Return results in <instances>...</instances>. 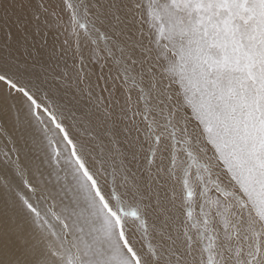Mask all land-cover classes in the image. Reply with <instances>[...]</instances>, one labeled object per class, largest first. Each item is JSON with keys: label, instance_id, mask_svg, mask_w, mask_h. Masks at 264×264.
<instances>
[{"label": "bare ground", "instance_id": "6f19581e", "mask_svg": "<svg viewBox=\"0 0 264 264\" xmlns=\"http://www.w3.org/2000/svg\"><path fill=\"white\" fill-rule=\"evenodd\" d=\"M16 1L18 0H0V75H6L21 87L28 85L30 89V83L25 81L27 78L24 79L28 76V73L33 75V71H37L42 76L45 71V74H47L48 70L51 77V79L47 78L49 82L56 80L62 83L64 88L67 86V89L71 93L73 92L74 96L76 95V100L74 99L76 103L81 104L79 110L71 111L70 113L66 110L65 112V117L70 115L69 119L73 122V124L68 123L70 124V129L76 128V132L71 136L73 137L74 135V140H77L78 153L83 155L81 151H85L89 146L88 154L91 157L85 155L87 156L85 160L92 163L96 162L99 166L102 165L104 169H107V176L110 174L114 178V174L121 171L127 181L128 178L126 176H130L129 182L134 185L136 189L134 191L137 194L135 192V194H131L130 192L131 195H129L127 201L130 200V202L133 201L135 203L138 200L141 201L143 197L146 199L145 207L147 212L144 214L146 215L145 223L147 226L144 228L141 224L133 227L132 219L129 218L131 222H128L130 220L124 215H119L120 221L118 220V222L123 227H121L124 231L122 241L125 245L121 243L122 252L120 253L122 254V259L129 264L130 261L134 260V253H136L139 255V259L135 261V264H191L187 259L188 256L185 257L186 254L175 258H173V255H166L168 261L156 256L155 248L159 246L157 244L159 242H156L158 238L149 233L151 225L147 221V214H151L156 219V230H160V233L169 229L174 236L177 234L178 238L187 237L184 241L189 243L190 248L192 247L191 249L194 251L191 259L195 256L199 260L194 264H246V262L264 264L262 260L264 257V0H249V5L245 6L246 8L242 6L234 7V4L231 3L233 7L229 11L221 10L222 12H220L219 10L220 13L213 11L214 8H212V3L221 4L220 0H158V2L157 0H122L121 7L124 4L126 16L130 21L127 20L129 21L127 23L128 26H124V32H121V34L115 31L113 38H109L112 36L108 35L109 40L115 41L112 43L117 46V48L108 47V49L124 66L126 61L124 59L126 56L128 57L129 68L123 69L126 73V75H123L127 79L121 74L122 72L119 66L114 64L115 62L112 63V61L110 63L109 59L104 58L107 61L105 64L107 67L104 63H102L101 67L105 74L103 77L107 79V82L100 71L98 72V69H95V66L92 65L93 69L90 66L92 56L95 58L93 54L94 44L90 42L92 33L85 31L83 35L82 30L78 29L80 28L78 27L79 24L77 26L74 24L75 30H73L74 33H71L74 35V44L71 46V43H68L69 37L67 36L69 35L66 21L72 19L69 14L71 12L70 9L72 8L77 12V10L82 8L81 4H84L83 1L21 0V3L17 2L18 5ZM39 1L43 2L42 6L39 5ZM67 1H70V4ZM97 1L101 3L102 0H88L82 9L88 12V9L92 8L91 12L94 17L91 15L89 18L94 19L93 25H95V20H99L102 23L98 25L105 32H108L107 34L114 32L111 29V18L101 12L100 6L102 5L96 3ZM180 1H185V3L187 1V5L191 4L187 8L185 18L179 16V13L175 10L176 7L174 8ZM229 1L234 2L235 0ZM222 2H225V0ZM63 5L69 8L70 11L66 12V10V15L61 16V11H57L61 8L63 10ZM180 11L182 12V10ZM116 12L118 13V11ZM51 13L58 16L56 17V22H60V26L57 25V27L59 26L58 28L53 26L52 30L49 31L46 27L49 26V23L51 25L55 23L51 19ZM34 14L39 16L38 20L33 18ZM80 15L83 20L86 19L84 13L81 12ZM122 15H124L123 12ZM122 15L121 18L123 17ZM110 16L113 18V15ZM25 19H27V22H25ZM79 22L81 23V21ZM86 22L88 27H90L92 23ZM112 24L114 25V23ZM115 25L113 27L116 30L118 25ZM95 29H97V26ZM9 32H11V38H9ZM105 42L110 43L111 41L106 40ZM95 45L98 47L96 43ZM74 50L76 51L74 52ZM142 53L149 58H153L154 64L152 63V66L150 65L151 61H148V66L145 64L147 67H143L140 64V61L142 63L145 61ZM9 57L14 64L15 62L18 64H12ZM86 66L91 69L85 70ZM100 70L102 69L100 68ZM60 77L63 79L59 80ZM120 78H123L124 83ZM43 79L45 80L46 78L43 77ZM1 85L5 88L10 86V84L6 86L5 83H1ZM131 86H133L134 90L137 88L139 91L137 96L132 92ZM71 88L72 90H70ZM24 90L26 89L24 88ZM46 90H44L45 92H43L42 96L48 97ZM91 90L93 97L96 99L95 101L93 100L94 102L88 101L86 98L87 95L91 96L89 94ZM51 93L53 92L51 91ZM78 96H83V99L78 98ZM48 99L50 100L51 98L48 97ZM39 101L43 102L42 98ZM58 103H55V105H58ZM55 105L51 104L48 107L54 109ZM41 106L43 107L44 104H41ZM151 107L156 110L154 115L151 114V117H147L146 126L145 121L140 122L138 119L145 115L143 112L149 115ZM137 111L143 112L136 115ZM58 112L60 113V110ZM58 112H55V116L62 122L63 114L59 115ZM49 113L52 112L50 111ZM39 123H41V120ZM39 123L35 120L29 126L27 124L26 128L22 126L23 132L21 133L28 138L29 135L33 137L37 141L36 144L41 148V145H46L48 140L59 144L51 129L47 128L46 125H39ZM73 125L74 128H72ZM145 127L158 132L160 136H164V138H160L162 142L159 143L163 146L162 150L164 152L160 160H153L154 162L152 161L153 163L151 162V164H149L145 150L149 146V151L155 154V144L152 139V144H148L150 136L147 130V133L143 134ZM108 133L111 135V139L107 138ZM25 136L21 137L25 138ZM84 137H86V141L83 140ZM103 139L111 140L112 145H109ZM30 140L31 142L29 141L27 149H33L34 151L30 155L37 159L36 157L39 156L37 155L38 146L34 148L32 138ZM67 155L68 153L64 154L63 160L61 159L65 165L69 163ZM163 157L164 160L161 163ZM91 167L90 169H92ZM0 168L2 167L0 166ZM98 173L96 175L95 172V175L98 176ZM177 174L182 177L185 176V184L188 182L186 185L194 187L199 195H197L198 208L196 209L197 206L195 207V205L194 207L192 206L194 208L193 214L191 217L189 216L190 214H187V221H185L183 215L181 216L178 206H175L173 201L175 198H172L174 195L170 198L171 200L173 199V202H169V198L164 200L166 202L161 197H159L160 200L155 199H158V197L151 198L155 194L158 183L169 186V179L171 180L172 176ZM148 176H154V179H148ZM115 178L117 177L115 176ZM44 180L46 181V179ZM96 180L99 179L96 177ZM94 181L93 184L95 185ZM149 181L153 182L149 183ZM68 182L70 183L67 185V189H73L71 193L65 192V188L57 189L58 185H53L55 186L53 187L50 184L55 189L54 195L59 198L60 203L61 201L63 202L62 198H65V200L68 198L70 201V203L66 204L68 207H72L71 205L73 204L76 207V201L78 202V209H81V211H75V219L71 217L72 226L78 227L81 240L89 232L92 253L97 254L102 249H104L105 253L108 252L111 248L110 244L107 243V239L103 236L102 225H98V220L96 219L98 217L94 216V214L97 215V212L100 213L99 215H104L98 204L95 208L97 198L87 197L89 199V204L87 205L84 201V196L75 190V185L71 181ZM18 187L20 188V186ZM132 189L134 188L132 187ZM2 192L0 190V199H3L2 197L4 196V194L2 196ZM172 192L173 190L169 194L167 193V197ZM51 193L53 194V192ZM180 194L182 195V193ZM21 195L23 196L24 194ZM119 195L121 196V194ZM188 200L185 201L186 204ZM2 202L4 203V201ZM108 202H110V199ZM3 203L1 204L0 202V264L4 262H6L5 264H16L13 263L14 259L11 258L12 256L17 257L15 256L17 251L22 250L17 244V242L24 241L20 236L24 235L27 244L36 241L33 237V240L30 238V241L29 237H27L30 230L32 231L33 229V224L28 221L25 224L20 223L21 226L15 234L13 230L16 228L13 222L20 225L18 222H20L19 217L21 214L15 210L14 213L17 216H14V213V215L11 214L13 209L9 210L7 207L5 208L6 212L9 210L10 213H6L3 206H8L9 200L5 202L7 205H3ZM119 205L121 206V204ZM107 208L109 209L108 204ZM141 210L143 211V209ZM185 211L187 212L188 210H184L182 213L186 216ZM116 213H113V215H116ZM82 216L92 219L93 227H88L97 229L98 235L90 233V230L85 226H79ZM104 217L102 219L110 220ZM188 220L194 224L192 229L187 224ZM198 221L201 223L200 225H197ZM133 222L136 223V221ZM35 228L34 230L37 229ZM138 229H143L142 233L146 234L142 235L140 233L142 235L140 239L137 232ZM34 230L32 231L33 233ZM158 235L161 238L163 236L162 233ZM243 239L246 241H243ZM128 242L131 244L130 247ZM239 243L241 244L240 247L238 246ZM244 243H246L245 246ZM249 243L258 251L263 252L258 259L255 257L258 251L255 253L251 251L250 255L244 252L245 254L240 256L243 250L241 252L239 250L245 249L248 251L249 247H251ZM47 244L44 243L43 245ZM220 245L223 246L228 255L227 260L218 256L221 254L218 248ZM193 248H196L197 251ZM24 249L25 251L22 250V256L24 252L27 256V247ZM45 249L48 248L46 247ZM158 249L160 248L157 247ZM200 252H202L203 257ZM31 254L32 252H29L27 264H39L38 260L40 258L38 257L39 259H37V257L33 256L34 254ZM183 257L185 258L183 259ZM199 257L201 258L199 259ZM96 259L99 264V259ZM104 260L108 264L107 260H111V256L108 259L104 258ZM215 261L218 263H215Z\"/></svg>", "mask_w": 264, "mask_h": 264}, {"label": "rangeland", "instance_id": "374dc122", "mask_svg": "<svg viewBox=\"0 0 264 264\" xmlns=\"http://www.w3.org/2000/svg\"><path fill=\"white\" fill-rule=\"evenodd\" d=\"M80 1H83L84 4H81V7L84 8L85 5L87 4V1L88 0H80ZM223 0H220L221 4H217V3H212V8H214L213 11L215 12H222L223 10L225 11H229L233 6L234 7H240L242 6L243 8H246L245 6H248L249 5V0H235L234 2H230L229 0H225V2H222ZM229 1V2H227ZM240 1V2H239ZM247 1V2H246ZM21 3V0H18L16 1V4L18 5V3ZM68 4H70V1H67ZM122 0H102L101 3L100 2H96L98 4H101L102 6H100V10L102 13H105L107 16H109L111 18V29L114 30V32L112 31L111 33L107 34L108 32H105V30L99 26L98 24L102 23L101 21L99 20H95L94 23L95 25H93V20L94 19H90L89 16L92 15V17H94L93 13L91 12V9H88V12L87 10H83L82 8H80L79 10H73L72 8L70 9L71 12H69L70 16L72 17L71 20H65L66 21V28H67V33L69 36L68 38V43H71V46L74 44V35L71 34V33H74L73 30L74 29V24L77 26L78 24V29L82 30L83 32V35L85 33V31H90L92 33V38L90 39L94 45H93V54L95 55V58L92 56V63H90V66L92 67L95 66V69L97 68L98 69V72L100 71V73L102 74V77L105 75L104 72H103V68L101 67L102 66V63H104V65L106 64L107 61H105L106 59L104 58H107L110 60V63H114V64H117L121 70V74H125L126 73L124 72L125 68H129L128 64H129V59L128 57L126 56L125 59H124V63H125V66L124 64L121 62L120 64V61L116 58V56L114 57V55H112V52L110 51V49H108V47L110 48H114L117 46L115 45V43H112V42H115V41H112V40H109V38H113L114 35H115V31L116 33H120L121 32H124V26H128V22L130 21L128 19V17L126 16V12H125V8L123 6L121 7V3ZM158 2V0H157ZM237 2V3H236ZM233 3V4H231ZM238 5H236V4ZM182 4V5H181ZM184 4V5H183ZM231 6H229V5ZM39 5L42 6L43 5V2L39 1ZM180 5V6H179ZM223 5V6H222ZM233 5V6H232ZM109 6V7H108ZM184 6V7H183ZM191 6V4H188L187 5V1L185 3L184 2H179V4H177V6L175 5L174 8L176 10L177 13H179L178 15L181 16L182 18H185V13L187 12V8ZM178 7V8H177ZM217 7L218 11L215 10V8ZM219 7V8H218ZM224 7V8H223ZM109 10H107V9ZM115 8V9H113ZM118 9V10H117ZM178 9V11H177ZM185 9V10H184ZM51 10V9H50ZM67 10V11H66ZM69 8H67L66 6L63 5V10L62 8L57 11V12H60L61 16L62 15H66L65 11L68 12L70 11ZM118 11V13L116 11ZM182 10V12L180 11ZM222 10V11H221ZM53 11V10H52ZM64 11V13H63ZM75 11V12H74ZM85 11V12H84ZM120 11V12H119ZM212 11V12H213ZM73 12V13H72ZM84 13L86 15V19H82L80 13ZM113 12V13H112ZM115 12V13H114ZM122 12L124 13V15H122ZM219 12V13H220ZM90 13V14H89ZM52 15L51 16V19L55 21V23H52V25L49 23V26H47L46 28L50 30H52L53 26L56 28L57 25L60 26V22L57 23L56 22V17H58L56 14L54 13H51ZM118 14V15H117ZM75 15V17H74ZM88 15V16H87ZM110 15H113V18L112 16ZM121 15L123 16L121 18ZM55 17L53 19V17ZM116 16V17H115ZM74 17V18H73ZM127 17V18H126ZM79 18V20H78ZM50 19V20H51ZM76 19V20H74ZM89 19V20H88ZM129 20V21H127ZM77 21V22H76ZM81 21V23L79 22ZM90 22L92 24H90V27H88V23L86 22ZM120 21V22H119ZM125 21V22H124ZM25 22H27V19H25ZM70 22V23H68ZM83 22V23H82ZM98 22V23H97ZM114 23V25H118L116 26V30H115V27H113L114 25L112 24ZM152 23V22H151ZM27 24V23H26ZM69 24V25H68ZM86 26H85V25ZM97 24V25H96ZM121 24V25H120ZM123 24V25H122ZM113 25V26H112ZM150 25H153V24H150ZM58 26V27H59ZM97 26V29H95V27ZM57 27V28H58ZM118 27V28H117ZM123 27V28H122ZM88 28V29H87ZM101 29V31H100ZM119 29V30H118ZM69 30V31H68ZM79 30V31H80ZM94 30V31H93ZM123 30V31H122ZM93 31V32H92ZM97 31V32H96ZM119 31V32H118ZM25 32V31H23ZM70 32V33H69ZM104 32V33H103ZM103 34V35H102ZM96 35V36H95ZM108 35L112 36V37H109L108 38ZM119 35V34H118ZM102 38V39H100ZM108 38V39H107ZM106 40L108 41H111L110 43L109 42H105ZM95 41V42H94ZM98 42V43H97ZM103 42V43H102ZM95 43L98 45V47L95 45ZM109 43V44H108ZM213 43V42H212ZM106 47V48H105ZM72 48V47H71ZM75 48V46H74ZM104 49V50H103ZM150 49H148L149 51ZM76 50H74L75 52ZM103 51V52H102ZM115 51V50H114ZM151 52V50L149 51ZM97 55H96V54ZM108 53V54H107ZM152 53V52H151ZM110 54V55H109ZM121 55V53H119ZM143 54V53H142ZM153 54V53H152ZM99 55V56H98ZM112 55V56H111ZM151 55V54H150ZM123 57V56H122ZM143 57L145 58V61L144 63H142V61H140L141 65L143 67H145L147 64V66L149 65V62L148 61H151L150 65L152 66V63L154 64V61H153V58H149L147 57V55L143 54ZM0 58H1V52H0ZM98 58V59H97ZM100 58V59H99ZM121 58V57H120ZM127 58V59H126ZM148 58V59H147ZM9 60L10 57H9ZM115 60V61H114ZM7 61V60H6ZM13 60H11V63L14 64V62H12ZM81 61V60H79ZM98 63V64H97ZM15 64H18L17 62H15ZM14 64V65H15ZM101 64V65H100ZM111 65V64H109ZM17 67H19L18 65H16ZM25 66V65H23ZM106 66V65H105ZM123 66V67H121ZM146 66V67H147ZM87 68L85 70H89L91 69L89 67L88 69V66H86ZM107 67V66H106ZM16 68V67H14ZM100 68L102 70H100ZM122 68V69H121ZM134 69V67H132ZM17 69V68H16ZM93 69V67H92ZM124 69V70H123ZM147 70V68H146ZM134 71V70H133ZM142 72V71H141ZM33 75H31V73H28V76L25 77L24 79H26L25 81H28L30 84L29 86L32 88L29 89L28 85L26 87H21V89L24 90V88L26 89L25 91H13L12 90V87L13 85L10 84V86L8 88H5L1 85L0 83V129H3V130H6L7 132V135L6 136H0V166L2 168H0V190H2V196L4 194L5 199H4V196L2 197L3 199H0V202L1 204L3 203L2 201H4L3 205H7V203L5 202H8L9 200V203H8V206H3V209L4 211L6 212L5 208L7 207L9 210H11V214L14 215V216H17L16 213H14V211L16 210L17 213L19 212L21 215L19 217L20 219V222H18L19 224L22 223V224H25L26 221H28L29 223L33 224L32 225V231L34 230L35 228V224L33 222V216L31 213H29L25 206H24V200L27 199L28 201L29 200H32V198H34L32 201H29L30 203H35V205L37 206V208L40 210L39 213L42 214V216L44 217V227H43V230L42 229H36L38 230L36 232V230H34V234L31 230L29 232V240L31 241V239L33 240V238L36 240H34L35 242H30L29 244H27V242H25V237L24 235L20 236L24 239V241H21L20 243L17 242L18 246L25 251V247H27V253L29 254V252L32 254H34L33 256L37 257L38 262L39 264H98V260L96 258L99 259V264H106V260H104V258H109L111 256V260H107L108 264H127L126 261H124V259H122V254L120 252H122V244L123 241H122V234L124 233L123 229H121L122 227V224L120 225V223L118 222V220L120 221V216L121 215H124V217H126L128 220L132 219V222L131 220L128 221V222H131L132 225H134L133 227L135 226H138V225H142V227L144 228L145 226H147V224L145 223V219H146V215L144 214L146 211V207H145V203H146V199L143 197V199L140 201L138 200V202H130V200L127 201V198H129V195H131L132 193L135 194L136 192V189L134 187V185L131 184L130 179L131 177L130 176H126L128 178V181L125 179V177L123 176V172H116L114 175L117 177L114 178L110 176V174L107 176L106 175V170L107 169H104L101 166L98 165V163L96 162H88L87 160H85V157L87 156H90L88 154V151L90 149V147L88 146V149H86L85 151H81L83 155L79 154L78 153V147H77V140H74V135L73 137L71 136L72 134H74L76 132V128H74V125L72 128H74L73 130L70 129V124L68 123H72L73 122L69 119L70 115H67L65 117V112L66 110L70 113L71 111L74 112L76 110H79L81 108V104L79 103H76V95L74 96L73 95V92L71 93L68 89H67V86L64 88V85L62 83H59L57 82L56 80V83H54L55 81L53 82H49L48 79H51V77L49 76V73H48V70H47V74L46 71L45 73H43L42 76H40V74H38L37 71H33ZM37 74V75H35ZM35 75V77H34ZM123 75V76H125ZM47 76V77H46ZM21 77V75H20ZM46 78L45 80L43 79ZM31 80H30V79ZM48 78V79H47ZM104 78V77H103ZM63 78L60 77L59 80H62ZM107 82V79L104 78ZM123 79V78H122ZM120 78V80L124 83V81ZM125 79H127V77L125 76ZM42 80V81H41ZM48 81V82H47ZM38 82V83H37ZM40 82V83H39ZM37 83V84H36ZM15 84V83H14ZM43 84V85H42ZM51 84V86H50ZM56 84V85H54ZM46 85V86H45ZM48 86V87H47ZM56 86V87H55ZM60 86L58 89L57 87ZM93 86V84H92ZM91 87V86H89ZM53 88V89H52ZM92 88V87H91ZM47 89V90H46ZM52 89V90H51ZM57 89V90H56ZM62 91H61V90ZM28 90V91H27ZM31 90V91H30ZM34 90V91H33ZM44 90H46V94L49 98H51L50 100L48 99V97H45V96H42L43 95V92H45ZM72 90V88L70 89ZM90 90V89H89ZM131 90L132 92L134 93L135 96L138 95V90L136 88V90L133 89V86H131ZM50 91V92H49ZM51 91L53 93H51ZM65 91V92H64ZM14 92V93H13ZM39 92V93H37ZM70 92V93H69ZM91 93V96L87 95L86 98L88 99V101H91V102H94L96 99L95 97H93V92L92 90L89 91ZM95 92V91H94ZM16 93V95H15ZM36 93V94H35ZM41 93V94H40ZM59 93V94H58ZM65 93V95H64ZM136 93V94H135ZM18 94V95H17ZM32 94V95H31ZM62 94V95H61ZM72 94V95H71ZM15 95V96H14ZM39 95V96H38ZM57 95V96H56ZM67 95V96H66ZM35 96V97H34ZM41 96V97H40ZM60 96V97H58ZM66 96V98H65ZM96 96V95H95ZM27 97V98H26ZM37 97H38V102H37ZM58 97V98H56ZM20 98V99H19ZM36 98V99H34ZM43 100V102H40L39 99ZM54 98V99H53ZM78 98H81L83 99V96L82 97H79ZM23 99V100H22ZM75 99V100H74ZM56 100V101H55ZM94 100V101H93ZM69 101V102H68ZM117 101V99H116ZM40 102V103H39ZM58 105H55V103ZM41 104L44 106L42 107ZM49 104V105H48ZM51 104H54L55 105V108L52 109V108H49L48 106H51ZM73 104V105H72ZM80 106H79V105ZM47 105V106H46ZM61 105V107H60ZM65 105V106H64ZM57 106V107H56ZM69 106V107H68ZM72 108V109H71ZM52 109V110H51ZM60 110V113L58 112V110ZM68 109H71V110H68ZM139 110V109H138ZM156 109H154L153 107H151V110H150V114H146V112H143V111H137V114L136 115H139L141 114V112H143L145 115L141 118H139L138 120L140 122H143L145 121L146 122V119L147 117H151L150 115L153 114L154 115V111ZM21 111V112H20ZM51 111L52 113H49ZM58 112L59 115H62L63 118L62 119V122H60L58 120V118L55 116L56 113L55 112ZM18 112V113H17ZM62 113V114H61ZM28 115V117H27ZM26 116V117H25ZM138 117V116H137ZM23 118V119H21ZM26 118V119H25ZM56 118V119H55ZM66 118H67V121H66ZM30 122H29V121ZM35 120L38 121V123L40 122L41 120V123L40 124H43V125H46L47 128H50L51 131H52V134L56 137V139L58 140L59 144L55 143V142H52V141H49L48 140V143H46V145L42 144V148L40 146H38V144H36L37 141H35V139L33 137H30L29 135V138L26 137L23 133V127L26 128V125L28 124V126L30 124H32L33 122H35ZM27 122V123H26ZM99 122V120H98ZM24 123V124H23ZM59 123V124H57ZM66 123V124H65ZM13 124V125H12ZM18 124V125H17ZM63 124V125H62ZM66 125V126H65ZM13 126V127H12ZM23 126V127H22ZM69 126V128H68ZM102 126V124H101ZM146 126H147V122H146ZM14 128V129H13ZM22 128V129H21ZM16 129V130H15ZM21 131H19V130ZM65 129V130H64ZM16 132H15V131ZM64 130V131H63ZM148 131V134H149V145L152 144V140L155 144V148H154V151H155V154L152 153L151 151H149V146L148 148H146L145 150V154L148 155V161L150 162L149 164H151V162L153 160L156 161V159L160 160L161 156H162V153L164 152V150H162V145L159 144L160 142H162V139L160 138H164V136H160V134L154 130H151V129H147L145 127V130L143 131V134H146L147 131ZM151 130V131H150ZM14 131V132H13ZM109 131V130H108ZM150 131V132H149ZM63 132V133H62ZM69 132V133H68ZM84 132V131H82ZM152 132V133H151ZM65 133V134H64ZM23 134V135H22ZM69 134V136L67 137V135ZM84 134V133H83ZM109 134V133H108ZM107 134V138L111 139V135ZM64 135V137H63ZM89 135V134H88ZM153 135V137H152ZM21 136H25V138H22ZM61 136V138H60ZM157 136V137H155ZM10 137V139H9ZM88 137V136H87ZM30 138H32V143H33V146L34 148H36V146H38V150H37V156L35 159V157L31 156L30 154H32V152L34 151L33 149H27V145L31 142ZM29 139V140H27ZM152 139V140H151ZM52 140V139H51ZM72 140V141H71ZM84 141H86V137L83 138ZM104 140V139H103ZM161 140V141H160ZM30 141V142H29ZM35 141V142H33ZM105 142H107L109 145H112L111 144V140H104ZM157 141V142H156ZM75 142V143H74ZM35 143V144H34ZM55 147H54V145ZM157 144V145H156ZM76 146V147H75ZM101 149V148H100ZM162 151H161V150ZM77 150V151H76ZM105 150V149H104ZM7 151L8 152V156H7V159H5V156H4V152ZM60 151V152H59ZM29 152V153H28ZM39 152V154H38ZM73 152H76V153H73ZM87 152V153H86ZM148 152V153H147ZM150 152V153H149ZM158 152V153H156ZM49 153V154H48ZM68 153V157H69V163L67 165H65L63 163V161H61V159L63 160L64 158V154ZM70 153V154H69ZM62 154V155H61ZM72 154V155H71ZM75 154V155H74ZM152 154V155H151ZM60 155V156H59ZM74 155V156H73ZM87 155V156H85ZM57 156V159L55 160ZM150 156V157H149ZM159 156V157H158ZM40 159H39V158ZM91 157V156H90ZM21 158V159H20ZM46 158V159H45ZM79 158H83V159H79ZM43 159V160H42ZM49 159V160H48ZM48 160V162H46ZM78 160V161H77ZM164 160V157L161 161V163L163 162ZM6 163H5V162ZM58 161V162H57ZM83 162V163H82ZM154 162V161H153ZM152 162V163H153ZM40 163V164H39ZM58 163V164H57ZM90 163V164H89ZM64 164V166H63ZM83 164V166H82ZM89 164V165H88ZM39 165V166H38ZM62 165V166H60ZM92 167H91V166ZM207 165V164H205ZM10 166V167H9ZM55 166V167H54ZM68 166V167H67ZM62 167V169H61ZM66 167V168H65ZM71 167V169H70ZM84 168V170H82ZM90 167L92 169H90ZM3 168H5L3 170ZM10 168V169H9ZM2 169V170H1ZM53 169V170H52ZM69 169V171H68ZM88 169V170H87ZM8 170V171H7ZM120 170V169H119ZM6 171V172H5ZM58 171V172H57ZM67 171V172H66ZM71 171V172H70ZM88 171V172H87ZM91 171V172H90ZM93 171V172H92ZM95 172H96V175L98 173V176L95 175ZM46 173V174H45ZM48 173V174H47ZM62 173H63V176H62ZM71 173V174H70ZM90 173L92 174L91 176L94 177L92 178L90 176ZM114 173V172H113ZM118 173V175H117ZM55 174V175H54ZM7 175V176H6ZM61 175V176H60ZM75 175V176H74ZM94 175V176H93ZM121 175V176H120ZM6 176V177H5ZM9 176H13L12 178L9 177ZM17 176V177H16ZM33 176V177H32ZM57 176V177H56ZM3 177V178H2ZM44 177V178H42ZM47 177V178H46ZM51 177V178H50ZM61 177V178H60ZM65 177V178H64ZM96 177L99 179V180H96ZM105 177V178H103ZM154 177V176H153ZM152 176H148V179H154ZM182 176H179L178 174L175 175V176H172V179L170 181V185L167 186V185H163V184H160L158 183L157 184V187H156V190H155V194L151 197V198H155V197H158L155 198L156 200H160L159 197H161V199L164 201L166 199L169 200V202H173L174 201V204L175 206L179 209V212H181V216L183 215L185 217V221H187V214H190L189 216L191 217V215L193 214V207L195 205L196 209L198 208V192L196 191V189H194V187H190L188 185L185 184V178L182 177ZM10 178V179H9ZM16 178V179H15ZM18 178V179H17ZM59 178V179H57ZM63 178V179H62ZM68 178V179H67ZM110 178V179H109ZM121 178V179H119ZM130 178V179H129ZM184 178V179H183ZM3 179V180H2ZM9 179V180H8ZM46 179V181L44 180ZM116 179H119V180H116ZM16 180V181H15ZM53 180V181H52ZM64 180V181H63ZM95 180V181H94ZM115 180V181H114ZM126 180V181H124ZM173 180V182H172ZM19 183H18V182ZM58 181V182H57ZM68 181H71L75 186V190H77L79 193L82 194V196H84L85 198V203L88 205L89 204V198H92L95 197V199L97 198V203H95V208L97 207L96 205L98 204V206L100 207V209L103 211L104 215L101 214L99 215L100 213L97 212V215L94 214V216L98 217L96 218L98 220V225H102L103 227V236L104 238L107 239V243L110 244V249L108 250V252L105 253L104 249L100 250L96 253H92V250H91V244L89 242V232L87 234L84 235L83 239L81 240V236L79 234V229L78 227L76 228V226H72V222L70 221L71 217L72 218H76V212H80L81 209H78V202L76 201V207L75 205H71L72 207H68L66 206L67 203H70L69 199L67 198V200H65V198H62L63 199V202L59 201V198L54 195L55 194V189L52 188L51 186L53 185H58L57 186V189L58 188H65L67 193H71L72 190H68L67 189V185L70 183ZM93 181L95 183V185L93 184ZM98 181V182H97ZM108 181V183H107ZM179 181V182H178ZM49 182V183H48ZM53 184H52V183ZM66 182V183H65ZM91 182V183H90ZM106 182V183H105ZM112 182V183H111ZM117 182V183H116ZM126 182V184H125ZM153 181H149V183H151ZM155 182V181H154ZM178 182V184H177ZM183 182V183H182ZM12 183V184H11ZM56 183V184H55ZM76 183V184H75ZM104 183V184H102ZM115 183V184H114ZM182 183V184H181ZM49 184V185H48ZM51 184V186H50ZM63 184V186H62ZM91 184V185H90ZM129 184V185H128ZM60 185V186H59ZM89 185V186H88ZM107 187H106V186ZM113 185V186H112ZM118 185V186H117ZM131 185V187H130ZM181 185V186H180ZM185 187H183V186ZM20 186V188L18 187ZM77 186V187H76ZM105 186V187H104ZM112 186V187H111ZM122 186V187H121ZM173 186V187H172ZM55 187V186H53ZM114 187V188H113ZM121 190H120V188ZM132 187L134 189H132ZM178 187V188H177ZM190 187V188H189ZM73 188V187H72ZM97 188V189H96ZM101 188V189H100ZM108 188V190H107ZM119 188V189H118ZM127 188V190H126ZM138 188V187H137ZM24 189V190H23ZM95 189V191H94ZM106 189V190H105ZM177 191H176V190ZM194 189V190H193ZM31 190V191H30ZM52 190V191H51ZM99 190V192H98ZM120 190V192H119ZM131 190V191H130ZM135 190V191H134ZM161 190V191H160ZM167 190V191H166ZM173 190V194L171 193L169 197L168 194L169 192ZM187 190V191H186ZM118 191V192H116ZM122 191V192H121ZM133 191V192H132ZM20 192V193H19ZM24 192V193H23ZM53 192V194L51 193ZM97 192V193H96ZM110 192V193H109ZM116 192V193H115ZM131 192V194H130ZM135 192V193H134ZM162 192V193H161ZM178 194H177V193ZM184 192V194H183ZM26 193V194H25ZM32 193V194H31ZM109 193V194H108ZM116 195H115V194ZM121 194V196L119 194ZM160 193V194H159ZM168 193V194H167ZM182 193V195L180 194ZM21 194H24L23 196ZM48 194V195H47ZM62 194V193H61ZM100 196H99V195ZM112 194V195H110ZM127 194V195H126ZM137 194V193H136ZM158 194V195H157ZM166 194V195H164ZM180 194V195H179ZM188 194V195H187ZM195 194V195H194ZM102 195V197H101ZM106 195V196H105ZM125 195V196H124ZM156 195V196H155ZM172 195H174L172 197ZM198 195V196H197ZM22 196V197H21ZM27 198H26V197ZM181 196V197H180ZM57 197V198H56ZM107 197V199H105ZM118 197H120L118 199ZM175 198L173 201L170 199V198ZM186 197V198H184ZM31 198V199H30ZM102 198V200H101ZM115 200H114V199ZM123 198V199H122ZM179 198V199H178ZM72 199V198H71ZM91 199V201L93 202V200ZM110 199V202H108ZM118 199V200H117ZM188 200V203L186 204V200ZM2 200V201H1ZM39 200V201H38ZM65 200V201H64ZM122 200V202H121ZM124 200V201H123ZM178 200V201H177ZM87 201V202H86ZM113 201V202H112ZM120 201V202H119ZM145 201V202H144ZM180 201V202H179ZM12 202V203H11ZM37 202V203H36ZM39 202H40V205H39ZM115 202V203H114ZM118 204H117V203ZM124 202V203H123ZM166 202V201H164ZM168 202V201H167ZM168 202V203H169ZM74 203V202H73ZM131 203V204H130ZM142 203H144L142 205ZM183 203V204H182ZM12 204V205H10ZM107 204H108V207L109 209L107 208ZM115 204V205H113ZM121 204V206L119 205ZM124 204V205H123ZM135 204V206H134ZM141 204V205H140ZM158 204V203H157ZM174 204H171V205H174ZM185 204V205H184ZM110 205V206H109ZM113 205V206H111ZM181 205V206H180ZM13 206V207H12ZM157 206V205H156ZM193 206V207H192ZM135 207V208H133ZM144 207V208H143ZM188 207V208H187ZM93 208V207H92ZM112 210H111V209ZM182 208V209H181ZM186 208V209H185ZM70 209V210H69ZM109 212H108V210ZM114 209V210H113ZM129 209V210H128ZM131 209V210H130ZM140 209V210H139ZM143 209V211L141 210ZM192 209V210H191ZM7 210L8 213H10V211ZM42 210V211H41ZM184 210H188L186 212V216L184 215V213H182ZM76 211V212H75ZM96 211H98L96 209ZM115 211V212H114ZM6 212V213H7ZM28 212V213H27ZM75 212V213H74ZM117 212V213H116ZM143 212V214H142ZM14 213V214H13ZM96 213V212H95ZM113 213H116V215ZM30 214V215H29ZM136 214V216H135ZM106 215V216H105ZM120 215V216H119ZM125 215H128V216H125ZM139 215V216H138ZM151 214H147V221L150 223L151 225V228H150V231L149 233L153 234L154 236H156V238H158V241L156 242H159L157 243L159 246L160 249L157 250V247L155 248V254L156 256L162 258V260L166 259V255H173L175 257H180V256H184L185 254V257H187V259L190 261L191 264H194L196 263L197 261H199L195 256L192 258V254L194 253V251L190 248V244L185 242L184 240L187 238V237H184L182 236L181 238H178L177 237V234L174 236V234H172L169 229L168 230H165L164 232H161L163 234L162 238L158 235L160 233V230H156V227H157V224L155 223L156 219H154V215L150 216ZM106 217V218H109L110 220H106V219H102L103 217ZM118 216V217H117ZM188 216V217H189ZM52 217V218H51ZM104 217V218H105ZM117 217V218H116ZM140 217V219H139ZM130 218V219H129ZM167 218V217H166ZM197 218H199L197 216ZM28 219V220H27ZM154 219V220H153ZM183 219V218H182ZM24 221V222H22ZM57 221V223H56ZM62 221V222H61ZM133 221H136V223H134ZM195 222V220H193ZM86 222V223H85ZM92 219L89 218V217H86V216H82L81 217V224H79V226H85L87 227L89 230H90V233H92L93 235H98L99 233L97 232V229L95 228H89L88 226L90 227H93L92 226ZM147 222V223H148ZM166 222V221H165ZM85 223V224H83ZM134 223V224H133ZM71 224V225H70ZM117 224V225H116ZM187 224H189V228L192 229V225H194L192 222H187ZM200 225L201 223H197V225ZM13 225L14 227L16 228L15 230H13L15 232V234L18 232V228L21 226L20 225H17L13 222ZM17 225V226H15ZM75 225V223H74ZM78 225V223H77ZM87 225V226H86ZM170 225V224H169ZM57 228H56V227ZM119 227V228H118ZM239 228V226H237ZM73 228V229H72ZM123 228V227H122ZM93 229V230H92ZM54 231V233H53ZM32 232V234H31ZM40 232V233H39ZM138 234H139V239L142 237V235H146L145 233H142L143 232V229H138ZM39 233V234H38ZM121 233V235H120ZM142 235H141V234ZM157 233V234H156ZM13 234V232H12ZM13 234V235H15ZM156 234V235H155ZM36 237H34V236ZM40 235V236H39ZM63 235V236H62ZM68 235V236H67ZM141 236V237H140ZM165 236V237H164ZM33 237V238H32ZM39 239H38V238ZM41 237H44V238H41ZM172 237V238H171ZM31 238V239H30ZM40 238H41V241H40ZM49 238V239H48ZM160 238V239H159ZM184 238V239H183ZM162 239V240H161ZM241 239V238H240ZM44 240V241H42ZM47 240V242H46ZM183 240V241H182ZM81 241V242H80ZM243 241H246L243 239ZM42 242V244H41ZM80 242V243H79ZM184 242V243H183ZM240 242V241H239ZM40 243V244H39ZM47 244V245H43V244ZM241 243V242H240ZM239 243V247L241 246V244ZM39 244V245H38ZM65 244V245H64ZM182 246H181V245ZM185 244V245H184ZM246 243H244V246H245ZM36 245V246H35ZM42 245V246H41ZM81 245V246H80ZM84 245V246H83ZM124 245V243H123ZM162 245H163V248H162ZM249 245L251 247H249L248 251L245 250V249H240L239 251L242 252L240 253V256L242 254H247V255H250L251 251L252 253L258 251L256 248H254L250 243ZM32 246V247H31ZM38 246V247H37ZM41 246V247H40ZM125 246V245H124ZM161 246V247H160ZM222 245H220L218 248H219V254L218 256L223 258V259H226L227 260V253L225 251V249H223V246L221 247ZM48 248V249H45V248ZM50 247V249H49ZM176 247V248H175ZM182 247V248H181ZM185 249H184V248ZM28 248L29 251H28ZM52 248V249H51ZM67 248H70L67 250ZM108 248V247H107ZM154 248V247H153ZM250 248H253V249H250ZM44 249V250H42ZM85 249V250H84ZM162 249V250H161ZM166 249V251H165ZM175 249V250H174ZM180 249V250H179ZM183 249V250H182ZM194 250L197 251L196 248H193ZM260 249V248H259ZM22 250H18L17 251V257H14L12 256L11 259H14L13 263H16V264H27V260H28V254L26 256L25 252L22 256ZM91 250V251H90ZM188 252H187V251ZM192 250V251H190ZM42 251V252H41ZM50 251V252H48ZM70 251V252H69ZM89 251V252H88ZM162 253H161V252ZM171 251V252H170ZM263 251V250H262ZM46 252V253H45ZM178 252V254H177ZM182 252V253H181ZM184 252V253H183ZM190 252V253H189ZM245 252V253H244ZM249 252V253H248ZM49 253V254H48ZM70 253V254H68ZM188 253V254H187ZM202 254V252H200ZM31 254V255H32ZM68 254V255H67ZM100 254V255H99ZM161 254V256H160ZM263 252H260V250L258 252H256L255 254V257L256 259L259 258L260 255H262ZM39 255V256H38ZM47 255V257H46ZM72 255V257H70ZM121 255V256H120ZM26 256V257H25ZM44 256V257H43ZM53 258H52V257ZM116 256V257H114ZM163 256V257H162ZM203 257V254L201 255ZM39 257V258H38ZM70 257V258H68ZM74 257V258H73ZM103 257V258H102ZM183 257V259L185 258ZM238 257V256H237ZM23 258V260H22ZM25 258V259H24ZM201 257H199L200 259ZM43 259V260H42ZM72 261H70V260ZM231 259V258H230ZM46 260V262H45ZM48 260V261H47ZM262 260L264 261V257L262 258ZM116 261V262H115ZM120 261V262H119ZM166 261H168L166 259ZM194 261V262H193ZM231 262V260H229ZM245 261V259H244ZM126 262V263H125ZM218 262L220 263V259L218 258ZM217 261H215V263H218ZM6 262H4L3 264H5ZM212 263V262H211ZM185 264V263H184ZM244 264V263H243ZM246 264H252L251 263H248L246 262Z\"/></svg>", "mask_w": 264, "mask_h": 264}, {"label": "snow or ice", "instance_id": "6c2138e0", "mask_svg": "<svg viewBox=\"0 0 264 264\" xmlns=\"http://www.w3.org/2000/svg\"><path fill=\"white\" fill-rule=\"evenodd\" d=\"M33 18L38 20L39 16L34 14ZM8 35H9V38H11V32H9ZM0 83H5L6 86L9 84H12L13 85V89H12L13 91H22V92L25 91V90L21 89L20 85L14 84V82L9 77H7L6 75H0ZM6 135H7L6 130L0 129V136H6ZM9 139H10V137H9ZM3 154L5 156V159H7L8 152L5 151ZM24 206H25L26 210L32 214L35 227L38 229H43L44 217L39 213V209L36 207V205L33 203H30L27 199H25L24 200ZM126 242H127V240H126ZM128 243H129V247H130L131 244H130V242H128ZM138 259H139V255L134 253V260L130 261L129 264H135V261H138Z\"/></svg>", "mask_w": 264, "mask_h": 264}]
</instances>
